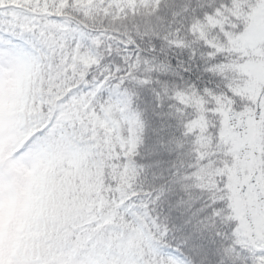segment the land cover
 Returning a JSON list of instances; mask_svg holds the SVG:
<instances>
[{"label": "snow or ice", "instance_id": "snow-or-ice-1", "mask_svg": "<svg viewBox=\"0 0 264 264\" xmlns=\"http://www.w3.org/2000/svg\"><path fill=\"white\" fill-rule=\"evenodd\" d=\"M0 264H264V0H0Z\"/></svg>", "mask_w": 264, "mask_h": 264}]
</instances>
